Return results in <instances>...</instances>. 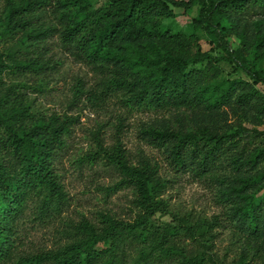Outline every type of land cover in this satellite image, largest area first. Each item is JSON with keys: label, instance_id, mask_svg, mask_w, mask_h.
<instances>
[{"label": "trees", "instance_id": "obj_1", "mask_svg": "<svg viewBox=\"0 0 264 264\" xmlns=\"http://www.w3.org/2000/svg\"><path fill=\"white\" fill-rule=\"evenodd\" d=\"M5 1L0 42L13 41L0 52V264H251L262 257L264 131H251L259 143L250 149L238 132L223 133L216 124L225 107L242 117L255 109L264 115V95L256 88L264 84V71L255 67L264 33L250 42L239 21L264 16V0ZM195 6L191 31L175 30L176 10L187 13ZM201 35L218 56L202 50ZM53 36L76 62L102 76L106 90L121 92L126 106L195 113L194 132L150 130L148 141L164 150L178 173L215 180L218 168L231 167L222 198L229 208L226 222L243 242L237 256L217 249L219 216L171 210L162 198L168 182L158 164L145 156L132 163L118 139L111 149L98 146L120 172V184L134 192L136 219H82L53 247L19 255V222L29 208L44 221L59 215L67 201L56 164L75 118L33 113L17 86H5L3 78L48 71L44 52ZM234 36L240 38L237 48ZM223 65L253 81L227 77ZM158 217L170 221L157 223Z\"/></svg>", "mask_w": 264, "mask_h": 264}, {"label": "rangeland", "instance_id": "obj_2", "mask_svg": "<svg viewBox=\"0 0 264 264\" xmlns=\"http://www.w3.org/2000/svg\"><path fill=\"white\" fill-rule=\"evenodd\" d=\"M5 4V0H0L1 14ZM198 10L199 6L187 13L177 9L172 27L190 32ZM239 21L240 31L245 32L250 42L254 41L257 32L264 33V16H245ZM226 24L231 25L228 20ZM232 40V45L239 47L240 38L234 36ZM12 41L0 42V52L7 50ZM200 46L204 52L218 56V51L212 49L204 35H201ZM259 52L262 55L255 62V67L264 71V49ZM44 53L50 66L48 71L43 74L8 73L4 75L3 82L5 86H17L33 113L75 118L67 146L60 152L56 164L67 201L59 215L44 221L35 219L34 207L29 208L19 222V255L53 247L63 240L64 231L71 223L82 219L97 222L100 214L128 221L136 219L134 192L120 184V172L109 163L107 155L98 146L100 143L104 150L111 149L118 139L132 163L145 156L158 164L160 175L168 182L162 198L167 200L171 210L194 217L219 216L223 227L217 230V249L220 255L227 253L230 259L237 256L243 242L226 222L229 208L222 198L228 177L233 178L231 167L223 165L218 168L215 180L198 178L189 172L178 173L167 161L164 150L155 148L148 141L150 130H173L182 134L194 132L198 122L195 113L185 109L160 111L126 106L122 93L106 90L102 76L91 66L76 62L61 46L57 36L46 41ZM248 58L253 60L251 55ZM220 69L227 77L253 81L246 73L232 72L227 65ZM256 88L264 95V84H258ZM223 112L222 119L216 124L219 130L227 134L238 132L244 139L242 145L256 148L259 140L250 134L254 129L264 131V115L258 109L249 111L246 117L228 107ZM164 221L169 222L170 219L157 218V223ZM251 264H264V245L262 257Z\"/></svg>", "mask_w": 264, "mask_h": 264}]
</instances>
